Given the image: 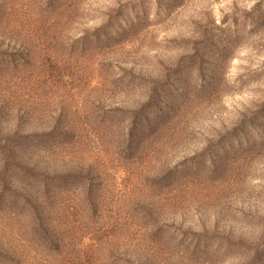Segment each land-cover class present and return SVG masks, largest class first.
<instances>
[{"label": "rangeland", "instance_id": "rangeland-1", "mask_svg": "<svg viewBox=\"0 0 264 264\" xmlns=\"http://www.w3.org/2000/svg\"><path fill=\"white\" fill-rule=\"evenodd\" d=\"M124 256L264 264V0H0V264Z\"/></svg>", "mask_w": 264, "mask_h": 264}, {"label": "trees", "instance_id": "trees-1", "mask_svg": "<svg viewBox=\"0 0 264 264\" xmlns=\"http://www.w3.org/2000/svg\"><path fill=\"white\" fill-rule=\"evenodd\" d=\"M29 176H30L31 179H35V175H34V173H30ZM124 262H125L126 264H145V262H141V261H139V260H136V261L134 262V261H132L128 256H124Z\"/></svg>", "mask_w": 264, "mask_h": 264}]
</instances>
